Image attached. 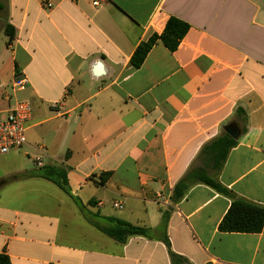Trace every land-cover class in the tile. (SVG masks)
<instances>
[{
	"label": "crops",
	"instance_id": "obj_1",
	"mask_svg": "<svg viewBox=\"0 0 264 264\" xmlns=\"http://www.w3.org/2000/svg\"><path fill=\"white\" fill-rule=\"evenodd\" d=\"M170 17L190 26L178 48L158 42L132 67L139 43ZM1 33L0 111L17 100L7 90L17 72L32 107L27 145L0 156L2 179L12 176L0 188L10 264H160L157 255L170 264L164 212L170 249L189 264H264V226L219 232L230 198L198 184L170 201L203 145L232 126L240 136L218 181L264 206V0H0ZM40 145L44 166L65 170L69 195L25 168ZM72 198L150 238H108Z\"/></svg>",
	"mask_w": 264,
	"mask_h": 264
},
{
	"label": "trees",
	"instance_id": "obj_2",
	"mask_svg": "<svg viewBox=\"0 0 264 264\" xmlns=\"http://www.w3.org/2000/svg\"><path fill=\"white\" fill-rule=\"evenodd\" d=\"M11 29L9 25L5 28L8 44H10L13 39V33L10 32ZM189 29L190 26L186 22L175 17H170L160 34H153L146 41L139 43L130 58V65L136 69L140 68L150 50L158 42L170 52L175 51ZM240 112V109H236L235 111L236 114ZM244 131L245 129L242 130V133H244ZM236 144L237 141L231 139L225 131L222 130L216 138L203 145L188 171L174 186L170 201L172 204H178L185 197L189 188L194 185L200 184L207 186L214 192L231 199L227 212L219 222V232L258 234L262 231L264 226V206L235 197L217 178L229 151L235 147ZM106 175H109V173H106ZM37 177L52 182L60 190L69 195L67 190L68 182L64 169L46 165L38 169ZM3 185V183H0V188ZM72 200L78 206L86 220L98 232L120 244H124L127 239L131 237L150 238L149 231L146 228L134 226L115 218L102 219L97 215L85 212L86 207H84L79 200L74 198H72ZM168 218L169 213L164 212L158 229L161 231L160 242L164 244L167 250L170 264H189L185 258L175 254L170 249V242L165 233ZM0 264H10L9 257L5 253H0Z\"/></svg>",
	"mask_w": 264,
	"mask_h": 264
},
{
	"label": "built area",
	"instance_id": "obj_3",
	"mask_svg": "<svg viewBox=\"0 0 264 264\" xmlns=\"http://www.w3.org/2000/svg\"><path fill=\"white\" fill-rule=\"evenodd\" d=\"M47 6L50 7L48 3ZM27 84L26 76L22 72H17L13 76L11 87L14 92H21L25 90ZM31 118L32 107L27 99L15 100L5 111H0V156H5L27 145L26 132ZM33 150L35 155L32 161L37 169H41L44 167L45 149L42 146H35ZM113 207L121 210L123 205L113 203Z\"/></svg>",
	"mask_w": 264,
	"mask_h": 264
},
{
	"label": "rangeland",
	"instance_id": "obj_4",
	"mask_svg": "<svg viewBox=\"0 0 264 264\" xmlns=\"http://www.w3.org/2000/svg\"><path fill=\"white\" fill-rule=\"evenodd\" d=\"M5 40H6V37L4 36L3 33H1L0 34V52H2L3 49L5 48ZM7 90L11 92V83H8L7 84ZM16 96H17L16 97L17 100L26 99V96H25V93L24 92L16 93ZM32 105L34 106L33 103H32ZM34 155H35V153H33V156ZM43 162H45L44 159H43ZM10 165H11V167L8 165L10 168H13V169L14 168H19L18 167L19 166V162H14V163H12ZM24 165H25V168H27V169H32V170L33 169H36V170H38L35 167L33 161L27 160L26 158H24ZM3 166H5V165H3ZM1 171H2V169H0V179H2V177H1L2 172ZM11 180H12V176H9V177H6V178L0 180V183H3V184H6L7 183V184H9L11 182ZM92 210L93 211H96L97 209H92ZM98 211H99V209H98ZM106 212H108V213H117L119 211H113V210H111V208H109L108 211H106ZM72 223L73 224H81V223H83V220H81V217L76 218V219L74 218V219H72ZM98 235H100V234L98 233ZM101 237H103V236H101ZM156 259H157V262L158 263H160V264H163L164 263L163 258H161L160 256L157 255L156 256Z\"/></svg>",
	"mask_w": 264,
	"mask_h": 264
},
{
	"label": "water",
	"instance_id": "obj_5",
	"mask_svg": "<svg viewBox=\"0 0 264 264\" xmlns=\"http://www.w3.org/2000/svg\"><path fill=\"white\" fill-rule=\"evenodd\" d=\"M224 131L233 140H237L240 136L239 132L232 126L225 127Z\"/></svg>",
	"mask_w": 264,
	"mask_h": 264
}]
</instances>
